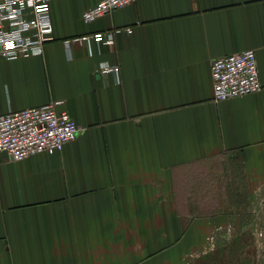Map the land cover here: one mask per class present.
Returning a JSON list of instances; mask_svg holds the SVG:
<instances>
[{
  "label": "crops",
  "instance_id": "crops-1",
  "mask_svg": "<svg viewBox=\"0 0 264 264\" xmlns=\"http://www.w3.org/2000/svg\"><path fill=\"white\" fill-rule=\"evenodd\" d=\"M99 1L51 0L42 54L0 58V113L61 99L81 126L60 151L0 150V264H184L223 214L187 208L183 174L225 155L264 183V0H135L83 21ZM246 49L261 90L215 102L211 61Z\"/></svg>",
  "mask_w": 264,
  "mask_h": 264
},
{
  "label": "built area",
  "instance_id": "built-area-1",
  "mask_svg": "<svg viewBox=\"0 0 264 264\" xmlns=\"http://www.w3.org/2000/svg\"><path fill=\"white\" fill-rule=\"evenodd\" d=\"M51 0H0V58L40 55L43 45L52 40L53 26L48 10ZM135 0H100L82 13L85 22L109 14ZM111 29L73 38L86 44L113 43ZM124 31L129 32L130 28ZM71 39L65 40L68 45ZM97 72L118 77L119 66L101 63ZM215 102L234 96L260 91L255 51L246 49L217 57L210 63ZM61 99L8 110L0 113V150L7 151L14 160L40 152L60 151L75 138L81 126L66 110L57 109Z\"/></svg>",
  "mask_w": 264,
  "mask_h": 264
},
{
  "label": "rangeland",
  "instance_id": "rangeland-1",
  "mask_svg": "<svg viewBox=\"0 0 264 264\" xmlns=\"http://www.w3.org/2000/svg\"><path fill=\"white\" fill-rule=\"evenodd\" d=\"M183 175L187 208L195 215L223 214L184 264H264V183L251 186L225 155L198 162ZM225 210L233 214L225 218Z\"/></svg>",
  "mask_w": 264,
  "mask_h": 264
}]
</instances>
